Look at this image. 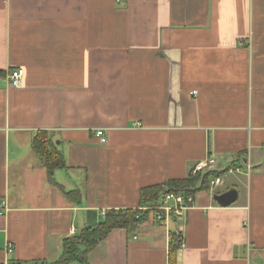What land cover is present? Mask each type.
Wrapping results in <instances>:
<instances>
[{"label":"crops","instance_id":"0c3cea01","mask_svg":"<svg viewBox=\"0 0 264 264\" xmlns=\"http://www.w3.org/2000/svg\"><path fill=\"white\" fill-rule=\"evenodd\" d=\"M15 70L20 88L2 79ZM37 132L64 158L56 185ZM209 155L242 170L181 219L113 230L90 264H172V234L173 264L264 261V0H0V264L56 261L90 213L137 209Z\"/></svg>","mask_w":264,"mask_h":264},{"label":"trees","instance_id":"16d2710c","mask_svg":"<svg viewBox=\"0 0 264 264\" xmlns=\"http://www.w3.org/2000/svg\"><path fill=\"white\" fill-rule=\"evenodd\" d=\"M31 148L40 165L46 169L48 182L56 185L53 173L67 167L62 154L56 150L49 134L37 132L32 139ZM219 173L220 171L210 168L205 173L193 177L190 176L182 180H169L160 185L143 188L140 190L137 209L111 210L107 211L103 217L90 213L88 225L73 236L64 239L61 244L60 257L56 261L47 264H90L88 255L106 240L110 232L118 229L134 230L147 216L152 215L154 217L152 212L143 211L142 209L155 207L167 193L195 197L197 192L209 191L210 181L219 177ZM63 194L74 202L80 198L78 191L63 192ZM181 244L182 240L172 234L169 247V257H171L172 264L173 256L181 247Z\"/></svg>","mask_w":264,"mask_h":264},{"label":"built area","instance_id":"2783aa9c","mask_svg":"<svg viewBox=\"0 0 264 264\" xmlns=\"http://www.w3.org/2000/svg\"><path fill=\"white\" fill-rule=\"evenodd\" d=\"M124 0H117L118 3L123 2ZM24 72L22 70H15L11 72H5L2 79H4L9 86L14 88H20L22 86ZM95 136L98 138L101 145H106L107 139L104 131L97 130ZM215 161L211 155H209L203 161L194 165L190 172V176H195L200 173H205L207 170L214 165ZM249 170V167H246ZM242 170L241 167L229 166L225 168L222 172L220 171V176L212 179L209 184V192H213L214 189L219 187L222 184V179L226 176L236 174ZM194 203V197L185 196L181 194L167 193L165 194L160 203L155 207L142 209L143 211H150L154 214L155 221L160 225H165L168 221L173 219H181L185 216L188 210H190ZM6 213L5 202L0 204V217L4 216ZM106 212L100 213L103 217ZM184 243L181 244V248H184ZM6 253L11 254L12 249L8 247Z\"/></svg>","mask_w":264,"mask_h":264},{"label":"water","instance_id":"95a60500","mask_svg":"<svg viewBox=\"0 0 264 264\" xmlns=\"http://www.w3.org/2000/svg\"><path fill=\"white\" fill-rule=\"evenodd\" d=\"M213 200L221 207H228L237 200V191L234 189L228 190L220 195L214 196Z\"/></svg>","mask_w":264,"mask_h":264},{"label":"rangeland","instance_id":"374dc122","mask_svg":"<svg viewBox=\"0 0 264 264\" xmlns=\"http://www.w3.org/2000/svg\"><path fill=\"white\" fill-rule=\"evenodd\" d=\"M227 180H228V182H232V181L234 182V181H236V176L228 177ZM242 183H243V181L240 180V183L237 184V189H238V191H240L241 195L243 193ZM253 263L255 264V261L250 259V264H253ZM258 264H264V261H259Z\"/></svg>","mask_w":264,"mask_h":264}]
</instances>
